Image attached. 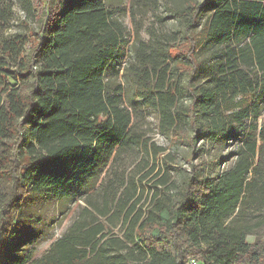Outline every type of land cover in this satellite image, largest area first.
Segmentation results:
<instances>
[{"label":"trees","instance_id":"16d2710c","mask_svg":"<svg viewBox=\"0 0 264 264\" xmlns=\"http://www.w3.org/2000/svg\"><path fill=\"white\" fill-rule=\"evenodd\" d=\"M19 3L37 27L31 43L26 34L0 38V263L22 228L24 199L46 194L83 199L88 207L34 264H187L191 258L264 264V235L254 230L264 218L253 223L249 215L264 206V168L254 163L264 152V122L260 144L245 141L228 171L204 178L208 163H193L198 140L217 141L262 115L264 0L190 2L175 13L183 20L184 53L171 54L172 37H151L132 51L129 78L136 79L142 104L159 113L172 144L190 150L179 190L169 192L167 175L156 180L147 210L141 187L156 179L154 164H137L127 179L117 173L106 179L124 146L141 140L132 131L125 86L112 80L129 48L115 12L106 0ZM8 16L0 0V29ZM171 62L186 73L185 82L174 81ZM144 149L155 158L165 151L145 143ZM96 189L99 201L85 199ZM110 223L118 233L108 231Z\"/></svg>","mask_w":264,"mask_h":264},{"label":"rangeland","instance_id":"374dc122","mask_svg":"<svg viewBox=\"0 0 264 264\" xmlns=\"http://www.w3.org/2000/svg\"><path fill=\"white\" fill-rule=\"evenodd\" d=\"M2 1L9 7V18L8 22L3 25L6 29H0V38L26 34L31 43L33 40L32 29L37 27L33 17L23 11L19 0ZM196 1L201 0H106V4L113 9L115 17L123 26L129 44L127 52L121 56L122 59L119 60L115 71L112 72V80L121 81L125 86L124 103L131 109L132 131L137 133L135 136L141 138L139 144L127 143L124 146L123 151L113 161L106 179H114L115 173L124 174V178L127 179L137 164L140 167H144L146 162L150 165L154 164L153 178L156 177V179L153 181H150L152 178L144 180L142 187L140 186L145 196L144 210L151 207V202L148 200L151 194L157 191L152 188L156 180L167 175L169 192L175 193L179 190L190 170V164L185 161L190 150L181 143L172 144V134L160 126L159 113L142 104L136 89V79L129 78V61L133 60L132 51L134 52L135 46L140 41H149L151 37L161 39L163 42V37H169V39L172 37L176 40L174 45L176 48L171 50V54L184 53L187 47L182 44L183 20L175 13L183 10L190 2ZM175 64L177 62L170 63L174 81L181 84L186 81L187 76L186 73L180 74L181 70L174 68ZM117 70L119 77L115 78ZM260 110L262 115L256 122L247 120L241 125H235L233 131L220 137L217 141L206 139L197 141L196 148L200 149V153L193 163L194 165L202 161L208 163L201 177L208 178L214 174L228 171L234 165L237 159L236 153L245 141L256 140L257 145L260 144L259 131L264 122V98L261 99ZM181 129L188 135H192L188 126L182 124ZM144 143L146 148L150 144H154L165 151L155 158L151 153L147 154ZM214 158H219L218 163L212 164ZM165 161L170 164L166 166ZM254 163L264 168V152L256 157ZM252 177L253 172L249 179ZM96 192H98L97 189L90 192L85 199L92 202L99 201V194ZM86 207H88L86 201L78 200L76 197L57 199L46 194L29 195L24 199L18 213L22 228L10 237L0 264H34L42 257L49 255L52 253L55 243L64 238L73 223L83 215ZM249 215L253 219V223L261 221L260 218H264V206H254ZM107 229L108 231L111 229L113 234L118 233V229L111 223ZM254 230L257 235H264V225L257 229L254 228ZM248 239L252 240L253 236H249Z\"/></svg>","mask_w":264,"mask_h":264},{"label":"built area","instance_id":"2783aa9c","mask_svg":"<svg viewBox=\"0 0 264 264\" xmlns=\"http://www.w3.org/2000/svg\"><path fill=\"white\" fill-rule=\"evenodd\" d=\"M187 264H199V262L196 259L191 258V259H189Z\"/></svg>","mask_w":264,"mask_h":264}]
</instances>
